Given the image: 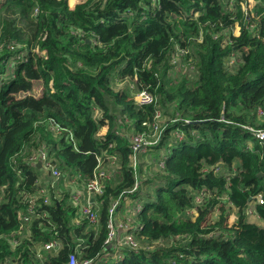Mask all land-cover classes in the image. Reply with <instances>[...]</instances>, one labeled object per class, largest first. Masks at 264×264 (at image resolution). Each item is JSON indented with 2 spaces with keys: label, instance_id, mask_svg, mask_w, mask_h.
<instances>
[{
  "label": "trees",
  "instance_id": "trees-1",
  "mask_svg": "<svg viewBox=\"0 0 264 264\" xmlns=\"http://www.w3.org/2000/svg\"><path fill=\"white\" fill-rule=\"evenodd\" d=\"M167 1L176 8L166 0H0V264H67L77 246L81 260L94 264H264V226L249 222L252 215L264 222V142L250 130H264V0ZM179 50L193 58L195 82L169 76ZM232 57L236 71L227 68ZM143 90L156 101L138 107L134 93ZM168 110L160 142L147 148L156 153L145 158V176L147 150L137 156V175L132 138L153 137L156 113L165 117ZM41 150L83 185L100 173L97 156L119 157L115 178L103 180L92 200L96 225L75 222L79 208L70 192L55 201L52 172L29 159ZM153 164L163 170L157 176L163 183L147 198L141 185L153 182L147 177ZM38 187H46L52 203L39 199L43 216L21 232L20 212H28ZM203 190L211 201L196 205ZM120 196L142 204L130 232L137 249L106 244L109 211ZM120 203L119 213H126V201ZM194 209L195 219L188 213ZM12 238H22L15 249ZM53 239L61 250L37 261L35 247ZM115 251L120 260L104 257Z\"/></svg>",
  "mask_w": 264,
  "mask_h": 264
},
{
  "label": "built area",
  "instance_id": "built-area-1",
  "mask_svg": "<svg viewBox=\"0 0 264 264\" xmlns=\"http://www.w3.org/2000/svg\"><path fill=\"white\" fill-rule=\"evenodd\" d=\"M127 82V80L125 81ZM125 82H122L119 84V87H121L120 89H122L125 85ZM131 89H134L133 86H131ZM134 100H135V104L138 107H144L146 105H150L152 104L155 100V97L149 93L146 90L143 91H136L134 93ZM98 113V112H97ZM261 114H263V112H261ZM155 120V121H154ZM154 135L151 138L146 137L145 135H136L132 138V148L134 151V154L131 157V161H132V168L135 172V174L139 175L138 173V159L137 156L142 152H145L146 150L148 151L149 148L156 146L160 140H161V136L163 135V132L165 130L164 127V123L166 122L165 117L163 116L162 112H157L156 116L154 118ZM162 124V125H161ZM147 125L148 127H150L151 124H147L144 123V126ZM58 130V128H57ZM253 133H255L256 137L264 142V130H253L250 129ZM179 138H182L179 134ZM112 147V146H111ZM148 148V149H147ZM29 159L33 162L36 163L38 161H42L44 163L47 164V166L44 168L45 171L49 172L48 170L51 168L52 169V174L54 179V182L52 183V185L54 186V188L57 190V194L59 192H64L66 190H68L69 185L73 188V185L77 184L78 179H72L70 178L66 173L61 174L60 171H58L54 166L50 165V161L46 155V153L44 151H40L38 154L34 153L32 154ZM97 161H98V171L100 172L99 175L96 173L95 177L90 180L87 185H83L82 183L77 184V187H81L82 191H86L89 195L94 196L102 193L103 188H104V182L103 180H109L112 178V174L114 172H116V170H118V168L120 167L119 164V157L115 154H109L108 152H104V154L102 156H97ZM108 162L109 163V168L110 170H104L101 171L102 169V165ZM160 167H164V163L161 162ZM140 177V176H139ZM71 181V182H70ZM68 183V184H66ZM139 184L140 182L137 181L135 183L134 188L131 190V193L136 192L139 188ZM38 186L41 185V181H38L37 183ZM81 189H79L81 191ZM39 195L37 197L32 198L30 201H28L29 203V208H28V212L23 213L20 212V219L22 221V228H21V232L24 230V228L26 226H28L29 224H31L35 218L37 217H41L43 215H40L37 210H36V203L39 199L43 198L44 202L46 204H50L52 203V201H50V197L48 196V191L46 189V187H42L41 189L38 187V191ZM209 196V193L206 190L201 191L200 193H198L194 198H195V203L196 205H201L203 204V202L206 200V198ZM57 198V196L55 197ZM92 198V200H93ZM258 202L260 204H263L262 201V196L259 195L258 197ZM91 200V202H89V200L87 201L85 196H79V197H74L73 199V203L76 207L79 208V211L76 214V219L75 222L78 224L80 222V219L82 218H86L89 220L90 224L92 225H96L99 222V215L97 212H95L94 207L92 205L93 201ZM121 200H125L126 201V213L125 216H123L122 218L118 219V216L121 214L118 211L119 206L121 205ZM134 199H132L131 197L127 196V197H121L113 203L110 211H109V220H108V229H109V234H108V238L106 240V244L109 247H115L116 249H121V248H132V249H137L139 247V243H137L134 239V237L132 236V234L130 233L131 230L133 229V218L134 215L140 212V210L142 209V204L137 201H135L134 204ZM251 213L254 212V206L251 207ZM136 212V213H135ZM127 214H129L127 216ZM123 233V234H122ZM12 236H17V234H12ZM24 238L26 239H30V236L28 234H26L24 236ZM19 240L21 241L22 238H19ZM18 239L12 238L9 239V242L12 246V249L17 248L20 245V241ZM62 248V244L60 241L58 240H51L50 242H48L47 244H45L44 246H42L41 248H37L35 247V256L37 261L42 260L44 257L43 252H58L60 251ZM105 258H113L115 260H120L121 256L117 255V252L115 251V253H105L104 254ZM1 264H17L13 261H11L10 259H6L4 262H2ZM67 264H94V260L91 259H87V260H81L80 258V246H77L75 251L69 256L68 259V263Z\"/></svg>",
  "mask_w": 264,
  "mask_h": 264
},
{
  "label": "rangeland",
  "instance_id": "rangeland-1",
  "mask_svg": "<svg viewBox=\"0 0 264 264\" xmlns=\"http://www.w3.org/2000/svg\"><path fill=\"white\" fill-rule=\"evenodd\" d=\"M70 2H72V0H69ZM165 3H169L167 0H166V2ZM231 5H229L230 6V8H231V12H234V13H237V7H235V6H232V4H233V2H231L230 3ZM169 6L171 7V9L172 10H174L175 8H176V6L175 5H173V4H171V3H169ZM241 6H242V11L245 13V14H249V10H251V8H250V6H249V8L247 7V3H241ZM229 8V9H230ZM239 26V24L237 23L236 25H235V29H234V35H236L237 34V32H239L238 31V26ZM240 27V26H239ZM241 29V28H240ZM189 50V49H188ZM189 52V54H191L192 52L189 50L188 51ZM188 52H186V54H188ZM24 56H26V55H24ZM185 54L183 53V52H181V50H179V51H177L176 52V54L174 55V61H177L178 62V65L176 64L175 66H174V68H172L171 69V71H170V73H169V76L172 78V80L174 81V82H180L181 81V79L182 78H184V77H186L185 75H188L189 77H191V79L192 80H190V82H195V79H196V71L192 68V62H194V60H193V58L192 57H190L189 59H185ZM235 60H237L235 57H232L231 59H230V61H229V63L227 64V68H229V64L231 65V69H233L234 71H236V64H237V61H236V63H235ZM9 70H10V74L11 75H13L14 73H15V70H16V68H15V66H14V64H11L10 66H9ZM116 88L117 89H119L120 90V88L121 87H118V85H116ZM41 92H42V85H41V83H35V85H34V92H33V94L35 95V96H37V97H40L41 96ZM167 108H168V106H167ZM166 108V109H167ZM170 111H171V109H170ZM169 110H168V112L166 111V112H164V114H165V120L166 121H168L169 119H171L172 117V113L171 112H173V111H171L170 112ZM96 117L97 118H99V117H101V112H99V113H96ZM127 122H129V121H127V119L125 118V123H127ZM125 123H122L121 124V127L122 128H125L126 126V124ZM128 127V126H127ZM130 131H132L131 129H129ZM129 131V132H130ZM125 133H128L127 131L125 132ZM130 133H132V132H130ZM180 136L182 137V138H184V135H182V134H180ZM151 152V153H150ZM46 153V152H45ZM150 153V154H149ZM155 153H156V149L154 148V149H152V150H148V151H146L145 152V155L143 156V158L141 159V164H140V166H141V170H143V174H144V176H145V166L147 165L146 163H145V158H148V157H150V156H154L155 155ZM160 156H158V159H159V161L158 162H160L161 160H162V154H159ZM151 158V157H150ZM157 162V163H158ZM146 164V165H145ZM154 165V164H153ZM49 172H52V169L50 168L49 170H48ZM162 171L163 170H161L160 169V167H159V165H154L153 166V168H152V170H150V171H148V173H147V177L150 179V180H153V182L152 183H147V185H145V184H142L141 185V187H142V191H143V196L144 197H147V198H149L150 197V195H151V197L152 196H154L155 194H154V192H155V188H156V186H158V185H160V184H162L163 183V181H161L160 180V178H158L157 176H159L160 174H162ZM53 173V172H52ZM112 176V178L114 179L115 178V174H112L111 175ZM157 178V180L155 181V179ZM71 182V181H70ZM157 183V184H156ZM66 184H68V183H66ZM69 185V191H65V192H59L58 194H57V198L55 199V201L56 200H61L62 198H65V195L64 194H66V193H69L70 194V196H71V200H72V204H73V206H75L74 205V203H73V199H74V197H79V196H85L86 197V199H87V201L89 200V202H91V200H92V198H93V196H91V195H89L86 191H82V189H81V191L80 190H78V189H76V188H72L70 185L71 184H68ZM148 200V199H147ZM145 201H146V198H145ZM145 201H143V202H145ZM211 201V195H209L207 198H206V202H205V205L206 204H208L209 202ZM204 203V202H203ZM137 204H138V202H137ZM198 207V206H197ZM189 213V215H191V216H193V219H195L197 216H198V210L197 209H194V210H192V211H189L188 212ZM187 213V214H188ZM220 214V209H218V208H216L214 211H213V213H212V216H213V219H215V218H217L218 217V215ZM252 217V220L253 221H257L258 222V224L260 225V226H264V222L262 221V220H260L256 215H252L251 216ZM137 224V223H136ZM132 225H133V223H132ZM133 226H135V225H133ZM159 245H162L163 243L162 242H159L158 243ZM165 244V243H164Z\"/></svg>",
  "mask_w": 264,
  "mask_h": 264
},
{
  "label": "crops",
  "instance_id": "crops-1",
  "mask_svg": "<svg viewBox=\"0 0 264 264\" xmlns=\"http://www.w3.org/2000/svg\"><path fill=\"white\" fill-rule=\"evenodd\" d=\"M75 1V0H74ZM238 26V25H237ZM238 31L239 32H237V34L235 35V36H239L240 35V27L238 26ZM106 131L104 130L103 131V133H105ZM123 216H125V213H121L119 216H118V219L119 218H122ZM249 222H255V221H253L252 220V217H249ZM256 223H258L257 221H256ZM123 234V233H122Z\"/></svg>",
  "mask_w": 264,
  "mask_h": 264
},
{
  "label": "water",
  "instance_id": "water-1",
  "mask_svg": "<svg viewBox=\"0 0 264 264\" xmlns=\"http://www.w3.org/2000/svg\"><path fill=\"white\" fill-rule=\"evenodd\" d=\"M40 165H41V164H39V166H40ZM250 201H251V199H250ZM250 201H249V202H250Z\"/></svg>",
  "mask_w": 264,
  "mask_h": 264
}]
</instances>
